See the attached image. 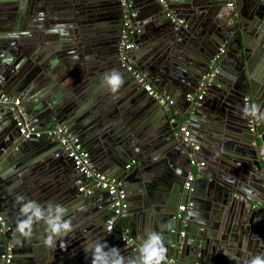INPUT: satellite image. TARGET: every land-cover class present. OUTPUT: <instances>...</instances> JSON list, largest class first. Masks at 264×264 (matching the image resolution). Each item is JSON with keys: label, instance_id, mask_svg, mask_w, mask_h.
<instances>
[{"label": "water", "instance_id": "water-1", "mask_svg": "<svg viewBox=\"0 0 264 264\" xmlns=\"http://www.w3.org/2000/svg\"><path fill=\"white\" fill-rule=\"evenodd\" d=\"M47 1L44 6L43 0H0V92L21 99L36 130L69 127L95 168L122 182L125 208L115 229L136 242L121 243L106 234L108 193L79 192L91 184L55 139L44 132L23 139L12 112L1 108L0 264L8 247L11 264H56L51 260L59 253L65 264H88L85 246L97 240L134 256L149 230L163 232L168 258L184 264H245L264 255V120L254 118L251 131L252 117L244 118L242 111L248 96L264 113V0H235L233 9L227 0H130L140 33L129 62L180 108V120L188 122V144L175 135L169 112L118 60L120 1L62 0L64 7L59 0ZM55 1V15L29 13ZM60 23H82L79 35L70 38ZM59 25L63 28L51 31ZM80 37L89 38L91 50H83L87 41L70 49ZM223 45L225 54L213 64ZM113 69L124 79L115 95L101 83ZM212 70L202 98L186 101ZM192 159L204 164L187 191ZM129 162L135 164L131 170L125 168ZM17 195L65 206L73 231L55 247L42 243V224L34 226L32 238H18ZM189 203L182 227L176 215Z\"/></svg>", "mask_w": 264, "mask_h": 264}, {"label": "built area", "instance_id": "built-area-1", "mask_svg": "<svg viewBox=\"0 0 264 264\" xmlns=\"http://www.w3.org/2000/svg\"><path fill=\"white\" fill-rule=\"evenodd\" d=\"M120 6L122 9V21L123 27L120 33V41L118 45V60L120 64L126 68V70L130 73L133 79L142 87V89L153 99L157 100V103L162 107L165 111H169L173 116L176 117L180 111V108L174 103L172 98L167 95H162L157 92L151 85V82L147 76V74L137 68L134 64L129 62V53L135 48L134 37L139 32L140 22L135 19L138 16L136 10L132 8V4L130 0H119ZM235 5V0H227V8L233 9ZM226 46L223 45L215 55L213 59V64H216L221 57L225 54ZM216 70H212V72L205 76L203 80L200 82L197 92L195 95L187 94L185 99L187 101H193L197 99H201L202 95L206 89V86L209 85L210 79L214 76ZM245 107H250V99L249 97L244 98ZM8 108L12 114L14 119L16 120V127L19 130V134L23 139H29L33 135L40 136L41 133H46L48 137L55 139L63 152L66 154L68 158H70L73 162L74 169L79 174H82L86 180L89 182V187H81L79 188V192L83 193L85 196H89L92 194L93 189L104 190L108 193L110 197V206L107 214L104 217V229L106 234L115 241H119L121 243L134 244L136 240L131 237L127 232L121 233L116 231L115 224L119 216L121 215L123 209L125 208L124 200L126 197V193L123 189V184L121 181L110 179L107 175L99 172L95 166L90 161L89 153L84 149L82 143L79 141L78 137L70 130L69 127L55 124L54 126L47 128L43 131L36 130L34 127L30 125L26 118V114L24 109L21 106V99L14 96H9L0 92V109ZM181 113V112H180ZM174 119V118H173ZM251 130H254L256 126L255 120L252 117L248 121ZM189 127L188 123H180L178 127V131L176 132V136L185 144H188L189 137ZM193 148L197 149L196 146ZM191 166L193 171L191 174L187 176V179L184 183V189L187 191L192 190V183L194 179L197 177L199 170L203 167V162H197L196 160H191ZM134 162H129L125 168L129 170ZM191 204H182L178 209L177 219L180 223H183L185 219V212L187 208ZM0 223L3 225V220L0 217ZM5 233V231H4ZM179 235L184 236V231H180ZM139 248V246H138ZM11 247H8L5 253L1 256V260L4 264L12 263V255L10 253ZM165 264H184L178 262L176 259L168 258L165 261ZM198 264V263H192Z\"/></svg>", "mask_w": 264, "mask_h": 264}, {"label": "clouds", "instance_id": "clouds-1", "mask_svg": "<svg viewBox=\"0 0 264 264\" xmlns=\"http://www.w3.org/2000/svg\"><path fill=\"white\" fill-rule=\"evenodd\" d=\"M58 28L62 29L63 26H56L51 31L55 32ZM101 83L109 93L115 95L123 86L124 79L119 71L113 69L101 77ZM242 111L244 118L253 117L264 120V113H261L255 104L245 107ZM15 204L19 207L20 216L14 228V233L17 234L18 238H32L34 226L42 224L44 226L42 243L48 247H55L57 240L73 231V222L68 217V209L60 203L40 204L23 195H17ZM84 250L86 255L90 257L91 264H165L169 251L165 244L163 232L158 230H149L143 234L138 252L134 256H125L119 248L99 240L89 242ZM229 257L233 259L231 256ZM245 264H264V255L251 256Z\"/></svg>", "mask_w": 264, "mask_h": 264}, {"label": "flooded vegetation", "instance_id": "flooded-vegetation-1", "mask_svg": "<svg viewBox=\"0 0 264 264\" xmlns=\"http://www.w3.org/2000/svg\"><path fill=\"white\" fill-rule=\"evenodd\" d=\"M46 3H48V1L47 0H43V4H44V6H45V4ZM54 3H56V1L54 2ZM59 6L60 7H64L63 6V2H62V0H59ZM33 4H31V6H32ZM57 3L56 4H53L51 7H49V8H45V9H42L44 6H42V4H38V6H37V10H34L33 8H31V9H29V13L30 12H33V14L34 15H37V14H39L40 13V11H42V10H49V12H53V14L55 15L56 14V11L55 10H52V9H56V8H58L57 6ZM30 8V7H29ZM119 19H121V15L119 16ZM61 25H67L66 26V29H67V31H68V36L70 37H72V39H74L77 35H79V33L77 34V32L79 31V28L78 27H81L82 26V23H60ZM85 24V26L87 25V23H84ZM60 26V25H59ZM86 28V27H85ZM85 28H83V33H85L86 32V36H88L87 35V28H86V30H84ZM121 29H122V25H121ZM60 30V29H59ZM75 31V32H74ZM60 32V31H59ZM77 34V35H76ZM62 35H64L65 37H67V35L65 34V32L62 34ZM62 35H60V37L62 36ZM111 36H113V35H111ZM119 36H120V33H119ZM70 37V38H71ZM111 39H112V37H111ZM82 41H87L86 42V47L87 48H83V50L84 49H86L87 51H89V50H91V44H89L88 45V42L90 41L89 40V38L88 37H85V38H76L75 40H72V42L74 43V44H72L71 46H70V49H73V48H76L75 46H76V44H75V42H82ZM118 43H117V47H118ZM112 47V46H111ZM102 49H103V47H102ZM117 56H118V54H117ZM139 246V245H138Z\"/></svg>", "mask_w": 264, "mask_h": 264}, {"label": "crops", "instance_id": "crops-1", "mask_svg": "<svg viewBox=\"0 0 264 264\" xmlns=\"http://www.w3.org/2000/svg\"><path fill=\"white\" fill-rule=\"evenodd\" d=\"M58 13L60 12L61 14H62V11H57ZM136 37H137V35H135V37L133 38L134 40L136 39ZM148 44V43H147ZM70 46V45H69ZM80 54H81V52H79ZM92 57V56H91ZM90 57V58H91ZM81 79H83L82 77H81ZM72 84H68V87H67V89L69 88V89H72ZM157 92H159V91H157ZM54 93H56V92H54ZM159 93H161V92H159ZM162 95H164L163 93H161ZM114 98H115V96H113ZM114 105V107H112V108H114V109H117V103H116V101L113 103ZM159 105V104H158ZM160 106V105H159ZM169 112V111H168ZM181 110L179 111V113H178V115L176 116V117H174L173 115V111H172V113L171 112H169V114H168V120H169V122H170V124L172 125V127H173V131H175V132H177L178 131V127H179V125H180V123H182V122H184V123H188L186 120H183V119H181L180 120V116H181ZM131 115V114H130ZM139 117H140V115H137L136 117H133V120L134 121H136L137 123H138V121H139ZM174 118V119H173ZM136 122L134 123V124H136ZM133 124V125H134ZM175 135H176V133H175ZM135 165V164H134ZM134 165H132V167L129 169V170H131L132 168H133V166ZM182 205V204H181ZM180 205V206H181ZM188 209V208H187ZM185 215V214H184ZM177 216H178V214L176 215V218H177ZM178 220V219H177ZM185 220V219H184ZM179 222V221H178ZM180 223V222H179ZM126 225V224H125ZM181 225H182V227H184V225H183V223H181ZM71 252H69V254H70ZM65 255H67V256H69V254H68V252L67 253H64ZM61 257H62V255H61V253H59L58 254V256L56 257V260H55V257L51 260V262L52 263H56V264H65V263H63V262H61V261H59L60 259H61ZM88 264H91V263H88Z\"/></svg>", "mask_w": 264, "mask_h": 264}]
</instances>
